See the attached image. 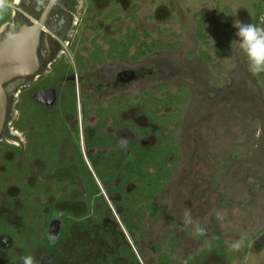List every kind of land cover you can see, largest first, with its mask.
Instances as JSON below:
<instances>
[{"label": "flooded vegetation", "instance_id": "obj_1", "mask_svg": "<svg viewBox=\"0 0 264 264\" xmlns=\"http://www.w3.org/2000/svg\"><path fill=\"white\" fill-rule=\"evenodd\" d=\"M12 1L13 18L0 26V40L23 25H39V66L16 78L7 96L0 135V264H22L27 256L35 264H140L120 216L134 204L142 218L164 186L158 176L144 181L162 140L149 115L127 99L109 98L161 74L162 65L142 62L149 45L134 26L112 27L99 18L101 0H56L50 7L52 0ZM252 8L253 23H264V0ZM254 77L264 93V73ZM156 184L161 187L145 193ZM131 220L136 226L139 218Z\"/></svg>", "mask_w": 264, "mask_h": 264}, {"label": "rangeland", "instance_id": "obj_2", "mask_svg": "<svg viewBox=\"0 0 264 264\" xmlns=\"http://www.w3.org/2000/svg\"><path fill=\"white\" fill-rule=\"evenodd\" d=\"M255 3L98 2L106 24L134 26L139 37L146 36L142 62L163 68L109 98L127 99L149 115L162 140L144 181L159 179L164 186L142 218L134 204L120 216L140 264H264V93L255 88L233 27L237 20L253 23ZM13 6L0 0V26L11 22ZM109 208L117 218V209Z\"/></svg>", "mask_w": 264, "mask_h": 264}, {"label": "water", "instance_id": "obj_3", "mask_svg": "<svg viewBox=\"0 0 264 264\" xmlns=\"http://www.w3.org/2000/svg\"><path fill=\"white\" fill-rule=\"evenodd\" d=\"M55 2L52 0L49 7ZM39 35V25H23L0 40V135L6 118L7 96L13 91L14 80L31 75L39 66Z\"/></svg>", "mask_w": 264, "mask_h": 264}, {"label": "clouds", "instance_id": "obj_4", "mask_svg": "<svg viewBox=\"0 0 264 264\" xmlns=\"http://www.w3.org/2000/svg\"><path fill=\"white\" fill-rule=\"evenodd\" d=\"M233 27L235 28L234 35L238 41V47L246 58L248 71L254 76L264 73V23L257 25L237 20L233 23ZM127 144L126 138H120V146L125 150ZM48 239L54 241L55 237L49 235ZM233 247L238 248L239 242ZM22 264H35V262L32 256H27L23 259Z\"/></svg>", "mask_w": 264, "mask_h": 264}]
</instances>
